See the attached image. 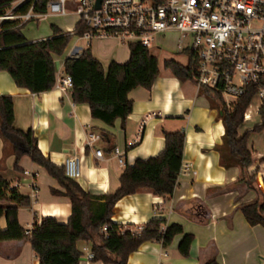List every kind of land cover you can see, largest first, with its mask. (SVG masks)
<instances>
[{"label": "crops", "instance_id": "0c3cea01", "mask_svg": "<svg viewBox=\"0 0 264 264\" xmlns=\"http://www.w3.org/2000/svg\"><path fill=\"white\" fill-rule=\"evenodd\" d=\"M22 2L16 0L10 10ZM67 8L69 12L65 16L49 14L24 23L23 35L31 42L49 39L53 36L51 25L64 33H71L77 18L72 4ZM66 16H71V20L64 25L58 23L57 17ZM45 21H49L48 26L46 23L40 25ZM167 35H173L174 52L164 60L178 62L176 56L179 54L175 52L177 36L166 33L162 39ZM84 43L83 47L68 44L62 55L52 56L57 77L64 74L63 63L77 47L79 53L89 46L104 71L112 62L124 63L129 59V44L116 39L99 38L84 40ZM152 51L156 57L161 50L153 48ZM159 73L149 89L136 87L128 94L132 112L124 125L119 119L112 126L94 119L87 103H74L69 90L63 92L55 85L47 92L30 93L17 87L4 70H0V95L13 97L14 126L31 130L38 149L53 165L62 167L70 156L79 157L81 175L75 181L84 192L92 195L115 192L126 165L162 151V131H184L181 172L169 199L140 189L115 203L110 220L129 230L137 229L153 218L163 219L167 225L179 224L183 234L194 236L189 255H180L177 246L183 235H177L167 248L157 240L143 242L128 255L126 264H203L213 256L218 264H264V228L250 226L239 208V204L252 201L256 193L235 183L240 175L237 166L226 169L220 164L216 146L223 143L224 126L217 109L211 108L206 96L193 82H180L163 68ZM238 134L242 135L240 130ZM89 135L97 137L92 146L88 145ZM114 149L123 156V163L114 156ZM10 150L0 136V177L12 186L16 185L18 191L29 199L31 183L39 190L35 201L30 199L29 205L18 212L22 228L27 224H39L43 217L67 223L72 206L65 190L28 156H21L18 162L20 171H16V159ZM97 150H101L102 159L95 156ZM248 150L254 151L249 143ZM257 154L264 156V152ZM261 174L264 176V168ZM0 228H6L4 217L0 218ZM90 247V243L77 242L83 255L77 264H104L87 259ZM0 264L40 262L32 250L31 241L24 239L0 242Z\"/></svg>", "mask_w": 264, "mask_h": 264}, {"label": "trees", "instance_id": "16d2710c", "mask_svg": "<svg viewBox=\"0 0 264 264\" xmlns=\"http://www.w3.org/2000/svg\"><path fill=\"white\" fill-rule=\"evenodd\" d=\"M16 0H0V16L11 9ZM49 0H25L16 8L14 14L32 12L47 13ZM24 24L20 20L0 21V70L12 77L17 87L30 93L47 92L55 85L57 76L53 55H62L69 44L71 33H64L51 25L53 36L39 41H28L22 32ZM75 30L82 33L86 26L75 24ZM128 60L124 63L112 62L104 71L92 55L90 47L83 48L77 57H67L63 63V73L71 77L69 91L74 103H87L91 116L112 126L119 119L122 125L132 112L128 94L136 87L149 89L159 76V62L150 49L140 43L129 44ZM186 65L174 59H165L163 69L174 75L180 82L195 83L197 72L196 57L189 54ZM211 108L217 109L223 122V143L216 146L220 153V164L228 169L237 166L240 175L236 184L252 189L256 197L239 208L248 224L264 228V156L248 150L249 133L239 136L238 130L243 124V113L250 96L238 99L229 109L223 104L220 92L216 89H201ZM14 99L11 95H0V136L8 143L16 159L14 169L20 171L18 162L21 156H28L37 166L65 190V196L71 204V214L67 223L58 222L53 217H43L34 224L30 235L18 222V212L29 205V197L21 194L7 180L0 177V218H5L6 228H0V242L7 240L31 241L32 250L40 264H77L83 256L77 248V242L90 243L93 260L104 264H126L128 255L140 244L157 240L167 248L175 236L183 235L177 246L180 255L187 257L194 236L186 233L179 224H166L163 219L153 218L139 231L125 229L110 220L115 203L121 197L147 189L154 195L169 199L173 193L181 172L184 131H162L164 148L157 155L147 159L138 158L132 165H126L119 177V187L113 193L92 195L84 192L78 183L66 177L63 166L53 165L45 158L31 130L17 129L14 126ZM264 129L254 126L251 131ZM104 224H108L107 235L101 233ZM203 264H218L213 256Z\"/></svg>", "mask_w": 264, "mask_h": 264}, {"label": "built area", "instance_id": "2783aa9c", "mask_svg": "<svg viewBox=\"0 0 264 264\" xmlns=\"http://www.w3.org/2000/svg\"><path fill=\"white\" fill-rule=\"evenodd\" d=\"M96 2L49 0L45 14L31 8L17 15L9 10L0 21L19 19L24 24L49 14L65 16L72 4L77 23L86 26L82 33L73 29L71 34L77 39H116L159 50L155 37L175 33V52L185 56L187 62L189 54L196 57L195 87L218 90L229 109L249 95L243 124H264V0H100L98 7ZM71 85L70 76L57 77L55 87L59 90L68 91ZM96 139L89 135L88 145ZM113 154L123 163L119 150L114 149ZM95 156L102 159L101 150L95 151ZM63 169L67 178L77 180L81 175L79 157L67 158ZM30 191V199L35 201L39 190L34 183ZM32 229L33 224H27L24 233L30 235ZM107 230L108 224H104L101 233L106 236ZM93 256L87 251L88 260Z\"/></svg>", "mask_w": 264, "mask_h": 264}, {"label": "rangeland", "instance_id": "374dc122", "mask_svg": "<svg viewBox=\"0 0 264 264\" xmlns=\"http://www.w3.org/2000/svg\"><path fill=\"white\" fill-rule=\"evenodd\" d=\"M58 18V23L64 25L67 21L71 20V16H66V17H57ZM50 21V19H49ZM49 21H45V22H41L40 25H44L45 23L49 24ZM173 39V35H167L164 39H162L160 36H156L155 37V43L160 47V52L156 53V57L158 59L159 62V69L163 68V62H164V58H166L167 56H169L170 53L174 52V40ZM76 43L79 47H83L85 45L84 43V39H77V37L75 35H71V38L69 40V44H74ZM153 49L151 48V53ZM178 63L180 64H186L187 63V59L185 56H176ZM255 124L254 123H250L248 122V124H242L239 128V130L241 131V133H245L250 131L249 133V139H248V143L253 147L254 151H257L259 153H263L264 151V129H260L257 131H251V128H253Z\"/></svg>", "mask_w": 264, "mask_h": 264}, {"label": "water", "instance_id": "95a60500", "mask_svg": "<svg viewBox=\"0 0 264 264\" xmlns=\"http://www.w3.org/2000/svg\"><path fill=\"white\" fill-rule=\"evenodd\" d=\"M99 2H100V0H97V2H96V7H98ZM78 51H79V48L77 47V48L73 51L72 55H70V57H77V56H78Z\"/></svg>", "mask_w": 264, "mask_h": 264}]
</instances>
